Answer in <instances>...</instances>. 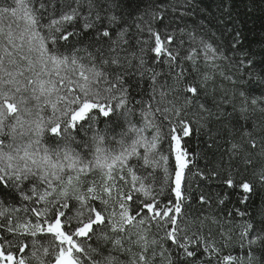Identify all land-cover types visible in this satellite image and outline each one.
I'll use <instances>...</instances> for the list:
<instances>
[{
	"label": "snow or ice",
	"instance_id": "obj_1",
	"mask_svg": "<svg viewBox=\"0 0 264 264\" xmlns=\"http://www.w3.org/2000/svg\"><path fill=\"white\" fill-rule=\"evenodd\" d=\"M212 2L0 0V264H264V37Z\"/></svg>",
	"mask_w": 264,
	"mask_h": 264
},
{
	"label": "trees",
	"instance_id": "obj_2",
	"mask_svg": "<svg viewBox=\"0 0 264 264\" xmlns=\"http://www.w3.org/2000/svg\"><path fill=\"white\" fill-rule=\"evenodd\" d=\"M204 4L210 8H214L212 0H204ZM246 5H248V0H243V2H241V0H236V11L239 13L238 26L247 37L245 43L252 42L255 44L256 41L264 37V2H262V0H256L255 5L250 6L251 10H249V6ZM196 144L197 142L194 140L192 147L195 148ZM208 190L214 195L216 193L227 195L228 201H226V203L229 210L234 207H242L237 203L242 196L241 190L221 188L215 183L211 184ZM252 200L256 205H259L261 201L264 200V192H260L258 195L253 196ZM232 254L239 255V248L233 250Z\"/></svg>",
	"mask_w": 264,
	"mask_h": 264
}]
</instances>
